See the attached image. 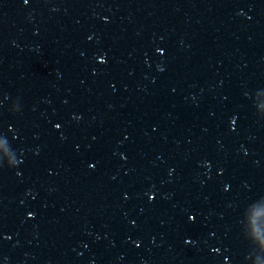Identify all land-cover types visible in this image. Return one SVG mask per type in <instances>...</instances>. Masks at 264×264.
Instances as JSON below:
<instances>
[{"label":"water","instance_id":"water-1","mask_svg":"<svg viewBox=\"0 0 264 264\" xmlns=\"http://www.w3.org/2000/svg\"><path fill=\"white\" fill-rule=\"evenodd\" d=\"M0 264H264V0H0Z\"/></svg>","mask_w":264,"mask_h":264}]
</instances>
